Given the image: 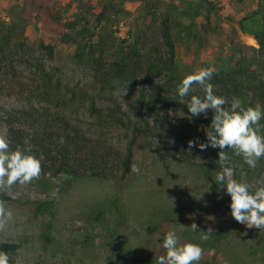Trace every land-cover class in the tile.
Here are the masks:
<instances>
[{"label": "rangeland", "instance_id": "obj_1", "mask_svg": "<svg viewBox=\"0 0 264 264\" xmlns=\"http://www.w3.org/2000/svg\"><path fill=\"white\" fill-rule=\"evenodd\" d=\"M262 17L264 0H0V28L16 25L31 56L17 65L21 90L0 91V132L8 137L7 113L23 108L21 91L35 79L37 60L66 97L76 92L65 116L86 151L71 157L70 165L106 174L56 173L55 160L65 155L56 146L65 136L53 133L43 151L33 144L37 130L18 122L43 167L39 179L0 192L13 214L0 242L17 244L14 264H157L170 230L181 243L204 249L199 264H264V231L234 220L231 198L214 180L220 149H188L189 140L207 143L212 111L192 117L178 95L183 78L210 67L215 94L238 97L245 107L264 105V51L254 39ZM165 22L174 44L173 72L160 68L148 77L140 100V79L113 71L112 62L134 44L142 53V76ZM77 42L89 51L79 64L69 60ZM43 45L52 46L51 56ZM192 95L203 97L200 85L185 99ZM31 97L40 111V97ZM135 119L147 136L135 145L131 172L118 183L114 177ZM228 155L236 179L241 171L249 182L264 175V159L253 170L242 157ZM192 223L200 231L211 227V238L201 241L200 231L187 228Z\"/></svg>", "mask_w": 264, "mask_h": 264}, {"label": "clouds", "instance_id": "obj_2", "mask_svg": "<svg viewBox=\"0 0 264 264\" xmlns=\"http://www.w3.org/2000/svg\"><path fill=\"white\" fill-rule=\"evenodd\" d=\"M213 74V68L200 69L183 78L178 86L179 102L187 106L192 117L203 114L207 118L209 110L213 113L211 124L206 129L207 143L197 145L196 141L189 140L188 149L196 146L201 151L208 147L220 149V171L214 180L226 188L231 198V216L248 229L264 231V175L249 182L247 172L241 171L240 179H236L234 169L229 166L231 156L228 155L230 150L235 156L242 157L243 162L253 170L264 159V124H261L264 120V105L256 103L245 107L238 97L229 100L215 94L214 86L208 82ZM194 84L203 89V97L192 95L189 100H185ZM41 172V160L31 154L30 145L12 150L7 134L0 132V192L6 193L16 185L30 184L39 179ZM12 215L6 208V202L0 199V230ZM187 228L193 232L200 231L196 223ZM213 231L211 227L207 231H200L199 239L209 240ZM161 247L164 254L157 257V264H199L204 255V249L199 244L181 243L177 233L171 230L164 234ZM0 264H10V258L4 251H0Z\"/></svg>", "mask_w": 264, "mask_h": 264}, {"label": "trees", "instance_id": "obj_3", "mask_svg": "<svg viewBox=\"0 0 264 264\" xmlns=\"http://www.w3.org/2000/svg\"><path fill=\"white\" fill-rule=\"evenodd\" d=\"M261 21L262 29L254 34V39L258 44L259 51L262 52L264 51V17H262ZM24 41H26L25 37L17 32L16 25L8 24L0 28V91L8 87H16L17 91L21 90L20 83L24 81L22 82L20 80L17 65L27 61L28 58L31 57L30 54L28 55L26 52L29 45ZM155 42L156 47L150 49V57L147 60L146 67L143 69L144 73L142 76H140L142 73L140 56L142 53H140V50L134 44L125 50H121V54L112 62L113 71L140 79V100L145 98L144 92L148 77L155 74L160 68L165 69L168 73L173 72L175 51L171 29L167 22L160 25V31L155 35ZM43 47L44 50L48 52L49 56H51L52 46L43 45ZM86 49V44L81 45L77 42L76 48L70 55L69 60L76 64L81 63L89 52ZM32 67V74L35 79L30 82L29 86L27 85L28 87L22 88L24 91H21V93L25 92L22 99L23 108L7 113L6 124L11 149L15 150L17 147L24 149L28 146V134L25 133L22 127L24 124L20 123H26V126L30 124L34 130H37V133L33 135V144L38 148L40 147L43 151H46L48 138L53 133L65 136L63 146H56L58 149L62 147V151L65 153V155L63 154L55 160L56 173L68 172L69 176H84L88 174L89 176L98 178L105 177L106 174H102L96 167L85 166V169L80 166L75 168L73 165H70L69 161H72L71 157H75L77 152L81 153V151H86V147L81 143L80 134L74 131L69 122L70 120L65 116V111H68V107H71L72 101L76 97V92L72 89L70 91V96L66 97L58 80L54 78V75L49 70L45 69L43 64L35 60ZM34 95L40 97L37 98V102L41 105L39 108L40 111L33 105L34 98L31 96ZM91 108L92 111L95 110V105L93 103H91ZM130 108L133 110L135 109L133 106ZM134 117H137V115H134ZM211 119L212 117H210V120ZM49 120L56 123L57 126L51 122L47 124ZM146 136V129L141 127L135 119L131 126L130 135L125 144L124 152L119 163V175L114 177L118 183L122 182L130 174L133 163L134 147L139 139ZM25 142H27V145ZM47 152L50 153V150H47ZM60 152L61 150L58 151L59 154ZM72 153L74 154L67 156ZM31 154H33L32 151ZM85 154L87 155V153ZM88 154L94 156L93 152L89 151ZM81 156L85 158L83 153ZM41 165L43 167L42 162ZM0 199L9 200L3 195H0ZM37 209H39V207H37ZM17 248V244L13 242H0V251H4L8 254L10 264H14L12 256Z\"/></svg>", "mask_w": 264, "mask_h": 264}]
</instances>
